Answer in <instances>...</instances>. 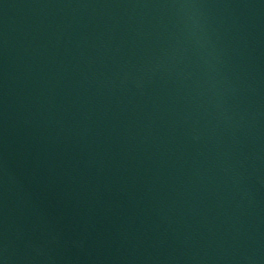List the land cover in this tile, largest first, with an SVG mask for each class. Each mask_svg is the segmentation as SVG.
I'll list each match as a JSON object with an SVG mask.
<instances>
[{
  "label": "water",
  "instance_id": "water-1",
  "mask_svg": "<svg viewBox=\"0 0 264 264\" xmlns=\"http://www.w3.org/2000/svg\"><path fill=\"white\" fill-rule=\"evenodd\" d=\"M0 264H264V0H0Z\"/></svg>",
  "mask_w": 264,
  "mask_h": 264
}]
</instances>
